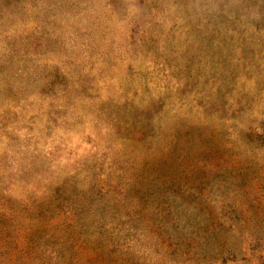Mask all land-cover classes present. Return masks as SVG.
<instances>
[{"label": "rangeland", "instance_id": "rangeland-1", "mask_svg": "<svg viewBox=\"0 0 264 264\" xmlns=\"http://www.w3.org/2000/svg\"><path fill=\"white\" fill-rule=\"evenodd\" d=\"M0 264H264V0H0Z\"/></svg>", "mask_w": 264, "mask_h": 264}]
</instances>
